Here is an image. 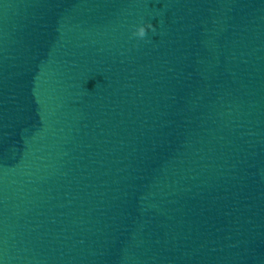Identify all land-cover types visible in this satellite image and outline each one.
Here are the masks:
<instances>
[{"label": "water", "instance_id": "obj_1", "mask_svg": "<svg viewBox=\"0 0 264 264\" xmlns=\"http://www.w3.org/2000/svg\"><path fill=\"white\" fill-rule=\"evenodd\" d=\"M263 54L264 0H0V264H84Z\"/></svg>", "mask_w": 264, "mask_h": 264}, {"label": "clouds", "instance_id": "obj_2", "mask_svg": "<svg viewBox=\"0 0 264 264\" xmlns=\"http://www.w3.org/2000/svg\"><path fill=\"white\" fill-rule=\"evenodd\" d=\"M152 28H153V25H152V24H147L146 26H145V25H141V26H139V27L136 29L134 35H135V36H138V37H140V38H144V37L146 36V32H147V30H148V29H152Z\"/></svg>", "mask_w": 264, "mask_h": 264}]
</instances>
